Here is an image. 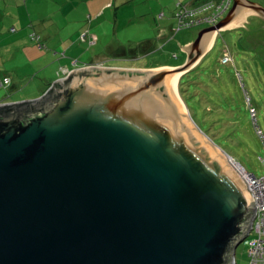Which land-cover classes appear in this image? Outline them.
<instances>
[{"label": "water", "instance_id": "water-1", "mask_svg": "<svg viewBox=\"0 0 264 264\" xmlns=\"http://www.w3.org/2000/svg\"><path fill=\"white\" fill-rule=\"evenodd\" d=\"M256 14L234 0L182 67L79 69L0 105V264H236L257 207L177 82L216 33Z\"/></svg>", "mask_w": 264, "mask_h": 264}, {"label": "rangeland", "instance_id": "rangeland-1", "mask_svg": "<svg viewBox=\"0 0 264 264\" xmlns=\"http://www.w3.org/2000/svg\"><path fill=\"white\" fill-rule=\"evenodd\" d=\"M127 1L0 0V24L2 18L10 21L6 28L0 26V79L9 76L14 81L0 88V101L12 96L17 101L13 103L38 100L32 99L31 92L42 87L45 78L56 80H49L44 95L51 89L49 83L59 82L72 70L87 65L100 63L88 68H104L101 62L124 68L164 64L182 67L188 59L183 47L192 44L204 28L178 31L173 10L181 1L174 0L176 6L165 9L155 0H136L133 4ZM254 2L264 7V0ZM6 6L31 8L25 31L14 23L16 20L12 12H6ZM246 22L244 27L219 33L215 46L204 59L180 76L177 93L194 127L232 158L230 162L227 157L231 166L235 169L234 162L239 163L248 173L262 178L264 30L258 16L250 15ZM12 28L17 32L12 33ZM33 35L40 40L33 39ZM147 41H152L154 47L149 55L139 50L135 60L105 61L125 51L131 53ZM225 52L232 59L229 64L222 63ZM253 237L250 234L237 247L236 264H248Z\"/></svg>", "mask_w": 264, "mask_h": 264}, {"label": "built area", "instance_id": "built-area-1", "mask_svg": "<svg viewBox=\"0 0 264 264\" xmlns=\"http://www.w3.org/2000/svg\"><path fill=\"white\" fill-rule=\"evenodd\" d=\"M233 4L234 0H195L193 4L179 3L174 15L178 24V31L214 27L225 18ZM32 38L37 41L40 40V37L36 35H33ZM40 48H42L41 45ZM231 61L230 55L225 52L222 63L229 64ZM9 84V78L0 79V88ZM251 112L255 114L254 109H251ZM262 139L264 141V136ZM261 160L264 164V159ZM234 165L239 170V175L244 179L257 207L250 233L253 234L254 240L253 245L248 250V264H264V176L257 178L248 173L239 163L234 162Z\"/></svg>", "mask_w": 264, "mask_h": 264}, {"label": "crops", "instance_id": "crops-1", "mask_svg": "<svg viewBox=\"0 0 264 264\" xmlns=\"http://www.w3.org/2000/svg\"><path fill=\"white\" fill-rule=\"evenodd\" d=\"M26 0H24V2H25ZM28 1V0H27ZM134 1H136V0H128L127 1V3L129 2V4H133L134 3ZM150 0H143L142 2H149ZM172 1H173V5H172ZM178 1H181L182 3H185V4H193L194 2H195V0H178ZM156 2H158V4H160V8H162V9H165V8H168V7H170V6H176L175 5V2L176 1H174V0H155V3ZM99 4V3H98ZM107 6H110V4H107ZM161 9V10H162ZM7 11H9V12H12L11 14H12V16L14 17V19L16 20L14 23H17L20 27H21V29L23 30L24 29V31L26 30V26H27V20H28V18L29 17H31V8H29V6H6V12ZM173 12H174V15H175V12H176V7L174 8V10H173ZM151 15V14H150ZM152 16H154V15H152ZM250 15H246V19H247V17H249ZM246 19H245V21H246ZM38 21H40V20H38ZM34 21H31V23H30V27H33L34 26V23H33ZM8 24H10V21H8L7 19H5V18H2V20H1V24H0V26L2 27V28H6L7 26H8ZM243 25H244V23H243ZM239 27H241V26H238V27H235V28H230V29H236V28H239ZM227 30V29H226ZM11 32L12 33H16L17 32V29H15V28H12V30H11ZM221 32V31H220ZM218 36H219V33L218 34H216L215 35V41H214V43H213V46L211 47V49L207 52V54L213 49V47L215 46V43H216V41H217V38H218ZM164 37H162V39H163ZM147 42H150V44H151V46H153V44H152V41H147ZM193 44V43H192ZM190 42L189 43H187L186 44V46L185 47H183V48H186V47H190L191 45H192ZM151 47H148L147 48V50L148 49H150ZM183 51H185L184 49H183ZM154 52V50H152V51H150V53H148L147 55H149V54H151V53H153ZM186 52V51H185ZM187 53V52H186ZM206 54V55H207ZM205 55V56H206ZM204 56V57H205ZM204 57L203 58H201L200 59V61L197 63V65L204 59ZM130 56L128 55V52L127 51H125V52H123V53H121L120 55H116V56H114V57H109V58H105V61H108V60H110V59H119V60H124V59H126V60H131L132 58H130ZM137 59V58H136ZM177 59H179L178 57H177ZM135 60V59H134ZM188 60V59H187ZM100 63H96V64H92V65H87V66H85V67H82V68H79V69H84V68H88V66L89 67H97L98 65H99ZM101 65L104 67V68H124V67H113V66H109V65H106L105 63H102L101 62ZM196 65V66H197ZM195 66V67H196ZM152 67H155V68H152ZM179 67H181V66H179ZM159 68H178V66H171V65H169V64H164V65H152L150 68H137V67H128V68H126V69H159ZM79 69H75V70H79ZM75 70H72V71H75ZM68 76V75H67ZM66 76V77H67ZM4 78H9V80H10V84H13V79H11V77H9V76H5ZM45 81V84L42 86V87H39L38 89H36V90H33L31 93L33 94V95H31V97H32V99H35V98H41L43 95H44V93L47 91V88H46V85L48 84V82H49V80H50V82H53V81H55L56 79H53V78H45L44 79ZM12 81V82H11ZM181 81V80H180ZM57 83V82H56ZM56 83H54V84H50L49 83V87H51V86H53V85H55ZM9 84V85H10ZM8 85V86H9ZM48 87V88H49ZM180 89V88H179ZM9 98V97H8ZM13 102H17L16 100H13V96L11 97V99H8V100H2V101H0V104H10V103H13Z\"/></svg>", "mask_w": 264, "mask_h": 264}, {"label": "trees", "instance_id": "trees-1", "mask_svg": "<svg viewBox=\"0 0 264 264\" xmlns=\"http://www.w3.org/2000/svg\"><path fill=\"white\" fill-rule=\"evenodd\" d=\"M148 47H151L150 49L147 50ZM141 50V52L139 51ZM154 50V47L151 46L150 42H146L142 47H140L139 49L137 50H132L131 53H128V55L130 56V58H132L131 60L133 59H136L138 58L139 54L142 53L143 55H147L148 53H150V51ZM128 52V51H127ZM140 52V53H139ZM129 58V59H130ZM151 66L149 67H137V68H150ZM152 68H155V67H152ZM72 80V77L70 76L68 79H67V83H69L70 81ZM180 86H181V81H180ZM24 105H26L27 103H23ZM19 105H22V104H19ZM9 107V106H8ZM6 107V108H8ZM31 113H29L30 115H33L32 111H30Z\"/></svg>", "mask_w": 264, "mask_h": 264}, {"label": "flooded vegetation", "instance_id": "flooded-vegetation-1", "mask_svg": "<svg viewBox=\"0 0 264 264\" xmlns=\"http://www.w3.org/2000/svg\"><path fill=\"white\" fill-rule=\"evenodd\" d=\"M250 1L254 2V0H250ZM255 16H258L260 18V20H261V28H262V30H264V17L262 15H259V14H256Z\"/></svg>", "mask_w": 264, "mask_h": 264}, {"label": "bare ground", "instance_id": "bare-ground-1", "mask_svg": "<svg viewBox=\"0 0 264 264\" xmlns=\"http://www.w3.org/2000/svg\"><path fill=\"white\" fill-rule=\"evenodd\" d=\"M179 81V80H178ZM177 85H178V82H177ZM235 166V165H234ZM235 169H236V166H235ZM238 172H239V170L238 169H236Z\"/></svg>", "mask_w": 264, "mask_h": 264}]
</instances>
